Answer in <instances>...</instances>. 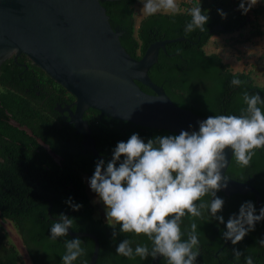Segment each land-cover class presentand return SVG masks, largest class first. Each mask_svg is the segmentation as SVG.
Instances as JSON below:
<instances>
[{"label":"trees","instance_id":"trees-1","mask_svg":"<svg viewBox=\"0 0 264 264\" xmlns=\"http://www.w3.org/2000/svg\"><path fill=\"white\" fill-rule=\"evenodd\" d=\"M136 0L102 1L100 4L108 16L109 25L122 30L119 42L124 50L134 59H138L147 45L154 40L182 37V39L166 43L164 50L159 49L156 62L147 70L153 83L162 87L168 98L177 106L190 110L200 116L240 115L241 109L247 107L242 96L245 91L250 95L259 93L264 99V82L255 83L250 73L232 71L226 62L214 52H206L204 45L211 35L232 34L238 32L246 41L252 36L264 37V30L255 22L258 16L264 15V1L257 4L246 15L238 10L239 0H188L182 2L183 9L174 16L157 13L154 16H142L135 23ZM201 3L203 13L209 16L205 31L199 29L185 35L184 28L191 17L188 9ZM217 9L227 13L222 18ZM221 25V30H209ZM250 27L247 35L240 31ZM20 60L17 59V62ZM16 62L8 58L0 63V86L5 84L4 76L9 74L10 67ZM27 81L39 83L45 88L49 85L56 91L65 90L45 75L43 71L28 63ZM16 72V70H15ZM237 76L242 85L233 87L230 81ZM13 80H17L16 75ZM42 83V84H40ZM138 86L145 92L151 91L144 85ZM23 96L0 87V218L8 220L15 229L31 264H62L61 257L66 251L65 241L76 237L66 236L53 241L50 239V227L53 220L47 215L56 217L63 212L73 220L71 231H86L94 234L99 248L94 264H150V258L140 257L128 259L115 252L118 243L127 238L136 244L151 242L144 236L118 234L112 239V228H108L101 220L91 217L90 198L85 189L82 174H93V168L84 162L78 138L73 137L71 128L52 123L48 114L51 106L39 104L43 94L36 96L33 92ZM264 111V105H258ZM89 113H97L88 108ZM105 122L91 126V137L100 141H126L131 134L139 135L147 141L155 135L173 134L161 129L141 127L127 121L102 117ZM13 121L16 125H13ZM102 124V125H101ZM95 128V129H94ZM95 131V134L93 133ZM51 154L57 156V160ZM231 154L225 174L233 179L248 182L257 189L261 206L264 207V149L258 150L250 166L240 168ZM111 159V158H110ZM217 196L225 200L221 213L225 222L229 215L238 213L239 206L246 200L254 202L249 192ZM72 197L75 203L83 207L73 211L65 203ZM205 200H210L206 196ZM256 207V206H255ZM190 217L184 218L182 230L188 228ZM197 233L200 240L197 264H245V257L251 255L254 264H264V247L258 240L264 239V221L256 224L250 232L236 245L229 240L226 244L222 232L225 224L216 221L196 220ZM119 226H117L118 231ZM81 247L86 254L73 264H86L93 242L87 237H79ZM187 238L186 236L184 237ZM237 248L244 255L236 260L232 248ZM0 264H24L16 248L9 244L6 233L0 228ZM157 264H167L162 257Z\"/></svg>","mask_w":264,"mask_h":264},{"label":"clouds","instance_id":"clouds-1","mask_svg":"<svg viewBox=\"0 0 264 264\" xmlns=\"http://www.w3.org/2000/svg\"><path fill=\"white\" fill-rule=\"evenodd\" d=\"M141 12L146 17L157 13L174 16L180 12L177 0H141ZM261 0H239L238 10L246 15ZM222 18L227 13L217 9ZM191 17L184 28L185 35L199 29L205 31L209 16L203 13L201 3L188 9ZM230 85L238 87L242 81L233 76ZM247 105L240 115H212L199 121L197 130L181 129L179 134L155 135L145 141L133 133L126 141H118L111 159H98L87 183L105 209L106 223L112 228V239L118 234L144 236L151 242L132 246L130 239L121 240L116 246L118 256L128 259L140 257L147 260L162 256L167 264H197L200 240L196 220L216 221L225 224L222 232L225 241L233 245L241 242L264 221V207L257 209L254 202L240 204L238 213L229 215L225 222L221 214L225 200L217 193L227 187L221 174L228 163L226 149H231L240 168H247L258 150L264 149V105L259 93H243ZM192 128V125H189ZM223 181V183H222ZM210 196V200H205ZM65 203L73 211L83 205L68 197ZM190 217V226L182 230L184 218ZM73 220L61 212L53 219L50 239L66 237ZM117 226H119L117 231ZM187 237L186 239L184 237ZM264 247V239L258 240ZM79 237L65 241L66 251L62 264H73L86 254ZM239 260L244 254L232 248ZM245 264H254L251 255Z\"/></svg>","mask_w":264,"mask_h":264},{"label":"water","instance_id":"water-1","mask_svg":"<svg viewBox=\"0 0 264 264\" xmlns=\"http://www.w3.org/2000/svg\"><path fill=\"white\" fill-rule=\"evenodd\" d=\"M102 1L115 0H0V63L11 54L13 58L23 54L71 95L69 122L74 132L80 134L83 149L97 160L100 156L86 121L81 118L88 108L112 119L173 134H179L181 129L198 131V122L207 117L175 105L147 75L158 50L182 37L154 40L134 59L119 42L122 30L109 25ZM222 28L215 25L209 32ZM137 82L151 93L143 91ZM231 154L232 150L226 149L228 163ZM226 167L221 174L227 187L221 192L251 193L258 214L262 206L257 189L227 176ZM47 215L50 220L58 219L50 216L49 208ZM68 235L92 240L86 264H94L99 248L96 236L70 229ZM227 242L224 240L223 244ZM161 258H150V264H157Z\"/></svg>","mask_w":264,"mask_h":264},{"label":"flooded vegetation","instance_id":"flooded-vegetation-1","mask_svg":"<svg viewBox=\"0 0 264 264\" xmlns=\"http://www.w3.org/2000/svg\"><path fill=\"white\" fill-rule=\"evenodd\" d=\"M11 58L13 62H16V65L14 67H10V72L9 74H6L4 76V82L5 84H3L2 86L5 88H8L10 91H13L17 94L20 95H27L29 94V91H31V89H34L33 92L35 93L36 96H39L40 94H43V98L40 99L39 104H43L45 107L47 105L51 106L52 108V112H50L48 114V116H50V120L53 123L56 124H62L63 126H66V128L70 127L73 137L78 138V145L80 146V150L83 154V156L85 157L84 162L88 164V166L93 168V172L95 169V161L97 160L96 156H93L92 153L90 151L84 150L82 145L80 144V134L75 133L74 132V127L72 125V123L69 122V113L68 110H72L73 106L70 105V103L73 100V97L71 95H69L66 91L65 93H61L59 91H56L54 88H52L51 85L47 86L46 88L43 85L39 86V83H30L27 81V75L25 74L26 69H28L29 65L28 63H30V61L26 58L25 55L23 54H18L16 55L15 58H13V55L11 54L10 56H8L7 58H5L4 60ZM17 59H19L20 61L17 62ZM3 60V61H4ZM16 70V72H15ZM16 75L17 80H13V76ZM42 84V83H40ZM0 86V87H2ZM103 115H99L98 112L97 113H89L87 111V109L82 113L81 118L83 120L86 121V124L88 126L89 129V133L91 135V126L95 127L96 125L100 124L99 122H105V120H103ZM106 117V116H104ZM13 125L15 124L13 121H10ZM16 125V124H15ZM102 125V124H101ZM95 129V128H94ZM95 134V131L93 132ZM94 137V136H93ZM92 137V138H93ZM94 141V148L98 154V156H100V159H105L108 160L111 158L112 155V150L115 147V142L114 141H107L106 142H102L96 138H93ZM82 177L84 179V183H85V189L86 191L88 190V195L91 193L94 200H97L96 194L94 192H92L89 188V185L87 183V178L91 177L89 173L86 174H82ZM90 194V195H91ZM90 198V197H89ZM92 198V200H93ZM91 198H90V209H91V217L93 220H101V222L106 225L108 228H111L109 225H107L106 223V217H105V209L104 206H102L103 208V215L100 213H97L95 208L93 207V202H92ZM226 204V203H225ZM104 216V217H102ZM65 254V251H64Z\"/></svg>","mask_w":264,"mask_h":264},{"label":"rangeland","instance_id":"rangeland-1","mask_svg":"<svg viewBox=\"0 0 264 264\" xmlns=\"http://www.w3.org/2000/svg\"><path fill=\"white\" fill-rule=\"evenodd\" d=\"M188 0H177L180 10L183 9L181 3ZM264 0H261V4ZM141 0H136L134 8L136 10L135 23L143 16ZM259 27L264 30V15L258 16L255 21ZM250 27H246L240 31L241 35H247ZM242 36L238 32L232 34L211 35L204 45L206 52H214L218 54L223 62H226L232 71H245L250 73L255 83L264 82V37L263 35L252 36L246 41H238ZM55 160L57 156L51 154ZM87 193L88 190H87ZM91 194V193H90ZM89 197L93 198L92 194ZM93 207L97 213L103 215V204L98 200H92ZM104 217V216H102ZM0 228L6 233L9 244L13 245L24 264H31L23 245L11 223L0 218Z\"/></svg>","mask_w":264,"mask_h":264}]
</instances>
